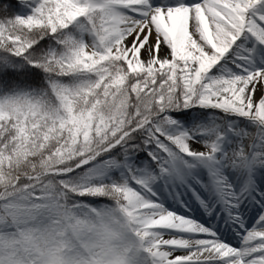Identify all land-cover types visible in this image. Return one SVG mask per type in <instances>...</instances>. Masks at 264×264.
Returning a JSON list of instances; mask_svg holds the SVG:
<instances>
[{
    "label": "snow or ice",
    "instance_id": "obj_1",
    "mask_svg": "<svg viewBox=\"0 0 264 264\" xmlns=\"http://www.w3.org/2000/svg\"><path fill=\"white\" fill-rule=\"evenodd\" d=\"M0 264H264V0H0Z\"/></svg>",
    "mask_w": 264,
    "mask_h": 264
},
{
    "label": "trees",
    "instance_id": "obj_2",
    "mask_svg": "<svg viewBox=\"0 0 264 264\" xmlns=\"http://www.w3.org/2000/svg\"><path fill=\"white\" fill-rule=\"evenodd\" d=\"M13 3L16 4V0H13ZM20 9H24V8H18L17 10L19 11ZM7 14H8V15H11V14H13V13L9 12V13H7Z\"/></svg>",
    "mask_w": 264,
    "mask_h": 264
},
{
    "label": "rangeland",
    "instance_id": "obj_3",
    "mask_svg": "<svg viewBox=\"0 0 264 264\" xmlns=\"http://www.w3.org/2000/svg\"><path fill=\"white\" fill-rule=\"evenodd\" d=\"M232 242H233V244H235V245H238V244H239V241H236V240H233Z\"/></svg>",
    "mask_w": 264,
    "mask_h": 264
}]
</instances>
